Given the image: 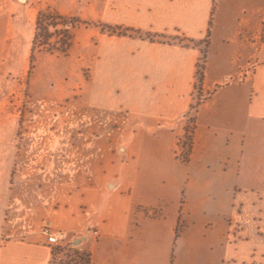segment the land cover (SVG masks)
<instances>
[{
  "label": "crops",
  "instance_id": "0c3cea01",
  "mask_svg": "<svg viewBox=\"0 0 264 264\" xmlns=\"http://www.w3.org/2000/svg\"><path fill=\"white\" fill-rule=\"evenodd\" d=\"M261 1L235 15L238 20L251 15L256 27L243 19L223 38L235 46L238 64L220 86L230 77L248 86L242 95L250 142L264 154ZM130 3L136 5L133 10ZM219 7L218 0H105L100 22L110 35L90 38L86 93L80 85L70 97L58 91L42 101L43 121L35 125L25 127L23 121L20 129L16 116L8 127L0 123V264H52L44 227L66 232L68 243L88 257V264H264V239L243 236L231 212L227 222L226 215L218 217L223 228L220 235L216 231V253L192 249L195 215L183 203L182 186L192 177L176 172L175 152L195 102L200 57V47H185L182 41L206 38L207 58ZM125 29L163 41L119 34ZM206 62L199 103L210 96ZM259 172L264 184V165ZM257 194L264 199V186ZM244 202L238 203L241 209ZM198 215L206 221L205 211Z\"/></svg>",
  "mask_w": 264,
  "mask_h": 264
},
{
  "label": "rangeland",
  "instance_id": "374dc122",
  "mask_svg": "<svg viewBox=\"0 0 264 264\" xmlns=\"http://www.w3.org/2000/svg\"><path fill=\"white\" fill-rule=\"evenodd\" d=\"M218 1L220 7L216 10L213 30L209 32L211 42L206 58V86L210 96L196 106L195 114L194 110L191 111L193 115L188 114L175 152L179 163L176 172L183 178L185 175L192 177L182 183V186L186 185L183 203L186 202L195 215L191 246L194 251L207 250L208 255L212 253L210 249L215 253L218 250L220 236L216 231L219 229V235L222 233L218 218L222 214L226 215V222L229 212L235 214L246 238L256 235L264 239L261 234L264 222L259 220L260 217L264 219V211H260V208L264 210L261 207L264 199H260L263 195L257 194L258 189L264 186L259 178L264 154L261 146L250 142L246 97L242 95L248 86H241L242 78L238 77H230L224 87L220 86L226 79L224 74L235 71L238 64L235 46L223 43V38L243 25V19L256 27L257 21L251 15L246 14L240 20L235 15L242 8L250 10L263 2ZM104 5L105 0H0V123L3 127H8L13 116L19 120L20 129L23 121L25 127L40 123L43 121L42 101L52 99L58 91L70 97L82 85V93H86L89 51L93 48L90 38H94V33L109 32L100 22L106 10ZM134 6L130 3L132 10ZM37 18L40 27L33 40ZM119 34L146 39L145 35L130 33L127 29L119 31ZM149 36L154 41H163L158 36ZM189 41L194 42L182 43L189 47ZM78 77L81 82L75 81ZM213 81L218 85H212ZM198 87L194 103L200 102L204 96L201 86ZM18 131L20 135L22 131ZM250 185L254 187L250 188ZM206 187H210L212 192L204 189ZM249 199L252 203L261 204L253 205ZM239 202H244L246 207L241 209L242 203ZM214 203H218L217 208H214ZM202 205L208 209H202ZM204 211L207 213L206 221L202 222L198 214ZM224 228L227 232L226 225ZM228 228L232 233L236 231L235 226ZM213 239L216 241L212 245Z\"/></svg>",
  "mask_w": 264,
  "mask_h": 264
},
{
  "label": "built area",
  "instance_id": "2783aa9c",
  "mask_svg": "<svg viewBox=\"0 0 264 264\" xmlns=\"http://www.w3.org/2000/svg\"><path fill=\"white\" fill-rule=\"evenodd\" d=\"M46 242L52 249L67 247V253L62 258L61 264H88V257L81 251L68 243V234L60 230H51L48 227L42 229Z\"/></svg>",
  "mask_w": 264,
  "mask_h": 264
},
{
  "label": "trees",
  "instance_id": "16d2710c",
  "mask_svg": "<svg viewBox=\"0 0 264 264\" xmlns=\"http://www.w3.org/2000/svg\"><path fill=\"white\" fill-rule=\"evenodd\" d=\"M37 21H38V18H37L36 23H35V33H34L33 40L37 36L36 32L38 31V29L40 27L39 24L37 23ZM145 37L149 41H154V38L152 36L145 35ZM188 43H190L188 46H191V47H201V45H202V47L199 50L200 51V57L198 59V62L196 63L195 75H194V77H195L194 90L197 91L200 88L198 86L199 85L201 86V84H202L204 64H205V60H206L207 41L205 39V40H202L200 43L192 42V41H189ZM198 104H199V102L194 103L190 107L188 114L191 113V111H193ZM66 250H67V247H61V248L55 249L53 251L54 253L52 256L53 257L52 258V264H59V262L62 260V258L66 255V253H67Z\"/></svg>",
  "mask_w": 264,
  "mask_h": 264
}]
</instances>
